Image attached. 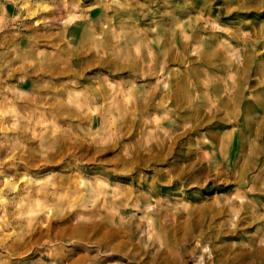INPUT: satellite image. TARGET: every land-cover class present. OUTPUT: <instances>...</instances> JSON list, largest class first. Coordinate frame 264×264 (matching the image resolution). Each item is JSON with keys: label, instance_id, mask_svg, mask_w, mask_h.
<instances>
[{"label": "rangeland", "instance_id": "obj_1", "mask_svg": "<svg viewBox=\"0 0 264 264\" xmlns=\"http://www.w3.org/2000/svg\"><path fill=\"white\" fill-rule=\"evenodd\" d=\"M0 264H264V0H0Z\"/></svg>", "mask_w": 264, "mask_h": 264}, {"label": "bare ground", "instance_id": "obj_2", "mask_svg": "<svg viewBox=\"0 0 264 264\" xmlns=\"http://www.w3.org/2000/svg\"><path fill=\"white\" fill-rule=\"evenodd\" d=\"M76 102H77V105H78V106H82V103H83V102H81L80 99H77ZM93 102H94V101H93ZM95 105H96V104H95ZM88 107H89L91 110H97V109H99V108H97V105H96V106H94V105L91 106L90 104H88ZM99 107H100V105H99ZM100 109H101V108H100ZM97 112H98V111H96V113H97ZM99 113H100V112H99ZM92 114H93V113H92ZM102 139H103V138H102ZM80 183H81V182H80ZM78 190H79V189H78ZM94 194H95V193H94ZM85 196H86V195L83 194L82 197L84 198ZM86 197H87V196H86ZM86 197H85V198H86ZM79 198H81V197H79ZM42 209H44V206H41V207H40V210H42ZM49 209H51V207H50ZM49 209H48V210H49ZM49 211H50V210H49ZM44 213H47V215H48L49 212L46 211V210H44Z\"/></svg>", "mask_w": 264, "mask_h": 264}]
</instances>
